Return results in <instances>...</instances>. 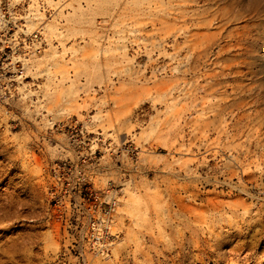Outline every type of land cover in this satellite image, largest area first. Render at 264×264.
I'll use <instances>...</instances> for the list:
<instances>
[{"label":"rangeland","instance_id":"obj_1","mask_svg":"<svg viewBox=\"0 0 264 264\" xmlns=\"http://www.w3.org/2000/svg\"><path fill=\"white\" fill-rule=\"evenodd\" d=\"M147 2L0 0V264H197L176 252L183 232L212 243L237 229L235 213L264 222V99L206 127L203 106L223 99V85L193 97L190 79L179 95L175 67L187 69L191 53L177 63L174 28L153 26ZM173 8L164 0L158 17L172 20ZM193 27L206 40L221 32L209 69L223 72V27ZM193 184L250 193H224L212 211L184 190ZM241 198L250 213L233 204ZM263 232L253 246L226 236L219 264H264Z\"/></svg>","mask_w":264,"mask_h":264},{"label":"bare ground","instance_id":"obj_2","mask_svg":"<svg viewBox=\"0 0 264 264\" xmlns=\"http://www.w3.org/2000/svg\"><path fill=\"white\" fill-rule=\"evenodd\" d=\"M210 1L211 0H170V2L174 6L173 9L175 10L173 11V13H170V16L171 14L173 15L172 20H170L169 18H164V17H163L164 18L163 20L159 18L160 17L159 8L161 4L164 2V0H148L147 2L148 3L147 7L154 8L153 12L155 13L154 15L156 16V18H153V17L151 18V16L153 15L151 12H149V19L153 26H156L157 24H161L162 26L174 28L173 49L175 50V59L177 60V63L181 65V63L183 62L182 61L183 50L184 51L187 50L188 51L187 54L191 53V55L189 54L190 57H188L189 55L186 56L188 57L187 59H189L187 62V69L181 70L180 67L178 66L175 67L176 74L174 77V83H175V89L179 92V95H181L182 93L183 84L188 85V83L190 82V79L193 81L195 80L196 83L194 84V86L191 85L192 88L191 89L189 88L191 93L186 94V95L193 96V97H195L197 91L203 92L206 94L209 93L213 95L216 92H218L214 90V88L218 89V86H220L221 84L223 85V93H222L223 97L220 95L221 98L223 99H217L219 101L216 100L215 103L213 104L214 106L212 104L203 106V109H202L204 111L203 116L205 115L207 116L208 113L212 112V114L210 115L208 114L206 118H203L204 121L206 119L205 126L209 122V121L207 122L208 118L212 116L213 119L210 118L211 121L212 120L214 121L216 119L218 121V118L216 117L218 116L220 117L221 113H222V116L224 114L229 113L232 116V118H235V119H239L241 118V116L243 115L245 116L246 114L248 115V111L250 109L249 107H252L253 109L255 106H258L257 104L260 105L261 101L264 99V66H263L264 62L258 58V54L261 51H264V48H263L264 46V4L260 0H259L260 3L259 1L257 2L256 0H223L222 2L223 10L219 8L220 6L213 10L214 5L213 4L208 5ZM214 1L218 2V0H214ZM200 2H203V5H201ZM132 4L137 5L133 1H132ZM136 22L141 23V20L137 19ZM198 25L199 27H202V28H207V27L210 29L215 28L214 30H217L216 28H219L220 31H221V28L223 27V44H222L223 45V52H222L223 53V63H222L223 67L221 66L223 68V72H220V71L215 72L216 68L214 70L213 65H216L215 64L216 62L212 65L213 66L212 68L214 71L212 72L210 71L211 69H209V65L212 63V61L210 60V50L212 49V45L215 42V38L218 36V34L221 35V32L217 33V31H215L216 34L213 33L214 36L206 40L205 38H200V34H201L200 32H199L200 34L194 33L193 26L197 27ZM211 31H209V33ZM198 35H199V38L197 39L194 38L195 36H198ZM215 44H217V42ZM253 44H256L257 46L253 47ZM183 46L185 48H183ZM213 46H216V45H213ZM140 48H142V46H140ZM155 48H158V46H155L153 44L152 50L146 51V52L151 53V51H153ZM222 74H223V81L221 80ZM193 81H191L190 83H192ZM221 100L223 101V103L220 102ZM184 107H185L184 105L179 106L178 112H177L178 119L182 118L183 116L182 112L184 110ZM259 107L257 109H259ZM247 108H249L248 111H247ZM257 109L255 111H257ZM245 111H247V113ZM251 116L253 118L252 114ZM205 126H201L203 130H205L204 128ZM207 126H210L209 123ZM261 128L262 126L259 128L258 127L256 128V131L258 132L257 137H259L260 133L264 132V129H263V132H259ZM203 130H201L200 132H203ZM237 132L238 131H236V133ZM202 182H205V181H202ZM229 185H230V188H228L227 192H223L224 190L220 189V186H215L211 189L206 184L205 185L204 184H193L191 186L184 187V190H190L191 192L190 196L193 201L195 202L201 201V204L204 205V207L205 206L210 207L212 208V211H213V209H219V208H222V206H224L225 200L222 201L223 199H221L222 198L221 196L222 194L224 195V193L226 194H242L243 193L246 195L250 193V189H248L245 186H240V185L232 186L231 184H228V186ZM132 204H134L133 201L129 203L127 202L125 206L127 205V207H131ZM227 204L231 205V202ZM233 204L235 206H239L243 208L244 210L243 214L246 212L250 213L249 207L247 206L250 203L247 204L244 198H241L239 201H237V203L234 202ZM184 208H186L188 211L191 212V216L193 219H197L198 221L201 220L203 222H207L204 216L201 215L202 213L201 214L200 212L199 214L195 213V212H198L196 211L198 209L196 208V205H194L193 203L191 204L187 203ZM187 210L186 212H188ZM235 215H237L238 217L240 216L241 218V219H237L235 218V216L234 217L232 216L233 218H235V221L233 220L234 223L238 222V224H236L238 225L237 229H232V230L230 229L229 231H226L223 233L222 232L223 228H222L215 235V238L211 239L212 243L210 242V239H206L202 235L198 234L199 230L198 232L196 231L197 233L194 232L195 233L194 236L187 235V233L183 232L181 241H179V239L177 240L178 247H176V252H178L181 255L180 259L183 261L184 260L187 261V259H190L192 257L194 261H197L196 262L197 264H204L206 259L211 261L213 258H218V260H215V263L219 264L220 262L219 259L221 257L219 254L220 247L222 245V242L225 240L226 236H232V235L241 234V233L244 234L245 237L246 236L250 237V240H251L250 244L251 246H253L252 243L253 242L255 243V239H254V236L256 235L255 232H260L264 230V222L262 221V223H259L260 222V220H258L259 217L255 219L254 221V220H250L251 219L250 216H249L250 218L248 217L249 219H246V217H243L242 214L238 215L235 213ZM232 217L231 219L228 218L230 220L229 221L230 224L231 222H233L231 221ZM216 219L219 223H221L220 221L223 220L222 215H220ZM244 221L246 223H244ZM225 222L227 221L225 220ZM207 227H210V226L207 224ZM239 228L240 230H238ZM97 232H99V229ZM99 234L101 233H98V235ZM232 238H234V236ZM246 238L248 239V237ZM259 241L261 240L259 239ZM102 243H103L102 248H104L106 245H104L105 244L104 242ZM196 251L198 252L197 254L194 253Z\"/></svg>","mask_w":264,"mask_h":264},{"label":"built area","instance_id":"obj_3","mask_svg":"<svg viewBox=\"0 0 264 264\" xmlns=\"http://www.w3.org/2000/svg\"><path fill=\"white\" fill-rule=\"evenodd\" d=\"M53 192V191H52Z\"/></svg>","mask_w":264,"mask_h":264}]
</instances>
